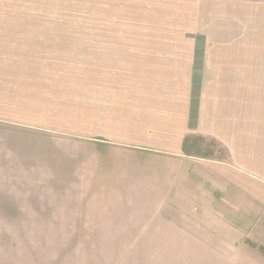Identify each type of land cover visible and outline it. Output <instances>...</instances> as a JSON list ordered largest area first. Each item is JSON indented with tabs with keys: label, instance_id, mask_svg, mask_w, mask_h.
<instances>
[{
	"label": "crops",
	"instance_id": "crops-1",
	"mask_svg": "<svg viewBox=\"0 0 264 264\" xmlns=\"http://www.w3.org/2000/svg\"><path fill=\"white\" fill-rule=\"evenodd\" d=\"M95 3L108 5L112 14L124 13L126 21L148 25L142 31L118 29L117 37H174L175 41L161 44L160 39H152L150 44L118 51L132 54L121 67L128 76L126 84L98 95L97 100L90 98L85 105L71 102L79 112L59 116L62 123L75 126L72 131L90 149L153 151L199 160L192 150L207 139L224 150L234 166L213 158L204 162L210 169L197 167L203 179L219 189L239 178L244 170L237 167L244 165L239 157L248 156L253 166L252 190L241 186L236 194L252 196L261 218L264 0ZM21 4L22 0H0V6ZM155 22L157 26L152 27ZM21 36V11H0V52H18ZM0 66V264H75L67 246L122 243L115 240L127 232L118 231L117 226L108 228L132 206L53 203L54 117L48 105L38 100L39 91L44 90L29 78L23 88L27 95H22L21 64L8 68L7 62L0 61ZM39 133L46 134L44 143L38 141ZM61 160L68 162L65 153ZM210 225L202 223L197 228L212 229ZM101 227L106 230L100 231ZM255 228L264 229V222L260 220ZM68 230L76 231L70 235ZM54 245L61 246V251L55 253Z\"/></svg>",
	"mask_w": 264,
	"mask_h": 264
},
{
	"label": "rangeland",
	"instance_id": "rangeland-1",
	"mask_svg": "<svg viewBox=\"0 0 264 264\" xmlns=\"http://www.w3.org/2000/svg\"><path fill=\"white\" fill-rule=\"evenodd\" d=\"M22 3L0 6V11H21L22 17L20 50L0 52V61L7 62L8 68L21 64L22 95H27L23 88L29 78L36 79L39 90H44L39 91L38 100L48 105L54 117L53 203L133 207L114 218V227L108 228L116 230L117 226L118 231L127 232L112 239L122 243L67 246L73 263L264 264V229L255 228L260 220L264 222V212L260 218L252 196L236 194L241 186L252 190V158L240 156L244 165L237 167L244 169L243 174L219 189L203 179L197 167L210 169L204 162L213 158L234 166L227 153L207 139L192 150L199 160L153 151L90 149L72 131L75 126H67L59 118L72 115L71 111L77 114V102L85 105L90 98L97 100L98 95L126 84L128 76L121 67L132 54L118 51L143 42L150 44L152 39L174 43L175 38L117 37L118 29L142 31L148 25L140 20L126 21L124 13L112 14L108 5H97L95 0ZM38 141L44 143L46 134L39 133ZM64 153L68 162L61 160ZM202 223L211 224L212 229L197 228ZM103 230L105 227L100 228ZM74 231L67 232L71 235ZM205 232H210L209 236ZM56 251H61V246L54 245Z\"/></svg>",
	"mask_w": 264,
	"mask_h": 264
}]
</instances>
